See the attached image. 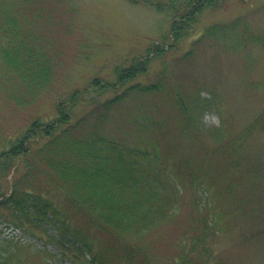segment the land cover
Wrapping results in <instances>:
<instances>
[{"label": "rangeland", "instance_id": "rangeland-1", "mask_svg": "<svg viewBox=\"0 0 264 264\" xmlns=\"http://www.w3.org/2000/svg\"><path fill=\"white\" fill-rule=\"evenodd\" d=\"M142 1L0 0V12L4 9L5 15L19 20L12 21L13 25L7 23L2 38L5 44L32 43L37 53L41 45L48 58L47 62L33 66L35 70H44L47 83L40 87H24L27 84L10 81V76L8 79V75L0 72V154L34 123L54 118L61 99L75 92L80 100L73 105V122L90 108L92 100H89L94 97L100 101L131 86L141 90L159 85L162 91L134 93L118 105L106 125L107 133L126 135L132 122L144 117L160 123L157 129L139 132L142 135L129 132L126 137L144 138L153 146L157 142L163 155L170 159L172 156L175 163L177 158L203 157L206 171L201 169L195 182L185 175L184 199L192 200L196 194L201 207H206L199 209V213L216 221L214 235L208 239L214 251L213 264H264V179L248 173L247 164L238 169L231 167L230 178L237 181V193L227 197L224 193L232 187L225 184L230 162L226 154H219L220 147L228 149L264 111V47L256 41L230 49L221 43L197 42L208 27L239 18L251 30L250 37L261 38L264 0H226L203 6L191 32L177 45L171 35L175 25L172 17ZM189 51L193 52L187 56ZM120 75L126 76L122 83ZM178 98L189 114L175 108ZM83 100L88 103L83 104ZM191 119L203 126H198V131L186 129L189 135L185 136L182 130L188 128ZM244 141L248 154L245 157L264 169V133L255 132ZM41 145L33 148L37 150ZM44 173L36 178L37 185H45ZM213 175L217 182L222 176L223 182L216 183ZM25 176L26 168L18 157L12 170L0 178V187L8 191L14 181ZM206 177L212 183H204L199 189ZM35 181L29 179V184ZM199 192H208L209 196L201 198ZM45 196L52 200V195ZM25 214L22 207L0 205V242L5 246L20 247L30 238L31 235L21 228L15 229L11 223L14 216L20 221ZM74 216L75 221L68 224L71 231L88 234V229L80 225L82 216ZM187 216V210H182L178 219L146 237L158 264H179L178 244ZM27 227L42 235L40 226ZM47 228L54 232L49 225ZM186 243L189 245V240ZM33 261L40 263L38 256Z\"/></svg>", "mask_w": 264, "mask_h": 264}, {"label": "trees", "instance_id": "trees-1", "mask_svg": "<svg viewBox=\"0 0 264 264\" xmlns=\"http://www.w3.org/2000/svg\"><path fill=\"white\" fill-rule=\"evenodd\" d=\"M223 1L226 0L142 2L172 17L175 25L171 35L174 45H177L191 32L197 20L196 15L203 6H214ZM16 20L19 21L7 13L5 15L4 9L1 10L0 24L3 25L0 26V39L3 41L0 42V72L8 75V79L10 76V81L27 84L24 87H40L47 83L44 70H35L33 66L48 61L41 45L37 53L32 43L5 44L2 39L7 23H16ZM250 34L246 22L239 18L208 27L197 42L221 43L230 49L256 41L264 47V34L261 38L250 37ZM156 51L161 52L160 49ZM192 52L186 55L190 56ZM39 55L41 57L38 59ZM122 75L121 83L126 80V76ZM156 91H162V87L150 85L140 90L131 86L105 100L99 101L94 97L89 100H92L90 108L73 122V105L80 100L79 94L75 92L61 99L54 118L34 123L21 138L12 141L8 149L0 154V178L12 170L18 157L26 168V176L9 186L10 194L0 187V205L13 206L15 209L22 207L26 216L20 217V221L14 216L11 223L15 224V229L21 228L31 235L20 247L15 245V248H11L0 242V264H158L147 245L146 237L165 224L174 222L182 210H187L188 216L178 244L181 250L177 259L179 264H213L215 256L208 239L214 235L216 221L199 213V209L202 211L206 207H201L200 197L196 194L192 200L184 199L185 175L188 174L189 180L195 182L198 172L205 169L203 157L191 155L181 160L177 158L178 162L175 163L176 159L173 160L172 156L170 159L168 155H163L157 142L153 146L150 140L147 142L144 138L133 140L126 137L129 132L149 133L157 129L160 123H152L154 120L147 121L144 117H139L136 123L130 122L131 128L126 130V135L111 136L106 131L113 111L130 95ZM180 101L178 98L175 108L184 115L189 114L187 107ZM198 126L203 125L191 119L188 128L182 132L187 136L189 131L186 129L198 131ZM258 131L264 133V111L252 123L250 130L232 141L228 149L220 147L219 154H226L230 162L227 164L228 179L225 184L232 187L226 189L224 194L227 197L237 193V181L230 178L231 167L238 169L247 164L248 173L264 179V169H259L245 157L248 154L247 142L244 140ZM40 142H43L42 145ZM34 145L41 146L35 150ZM43 172L47 176V179L43 177L45 185H37L35 180ZM29 179L35 182L31 185ZM205 179L198 185L199 189L205 186L204 183H212L208 177ZM222 179L221 176L219 182L217 179L214 181L221 183ZM199 193L201 198L209 196L208 192ZM45 194L52 195V200H48ZM76 214L82 216L79 220H83V224L80 225L88 229V234L71 231L68 224L75 221ZM28 225L40 226L42 235L29 231ZM48 225L54 232L50 233ZM186 240H189V245H185ZM37 256L40 263L33 261Z\"/></svg>", "mask_w": 264, "mask_h": 264}]
</instances>
